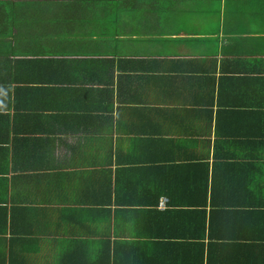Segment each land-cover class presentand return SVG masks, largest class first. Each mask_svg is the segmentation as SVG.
<instances>
[{"label": "crops", "instance_id": "crops-1", "mask_svg": "<svg viewBox=\"0 0 264 264\" xmlns=\"http://www.w3.org/2000/svg\"><path fill=\"white\" fill-rule=\"evenodd\" d=\"M1 72L0 264H264V0H0Z\"/></svg>", "mask_w": 264, "mask_h": 264}, {"label": "trees", "instance_id": "trees-1", "mask_svg": "<svg viewBox=\"0 0 264 264\" xmlns=\"http://www.w3.org/2000/svg\"><path fill=\"white\" fill-rule=\"evenodd\" d=\"M95 22L97 23H108L110 22V18L106 17V18H100V19H96ZM108 40L105 39L104 40V44L107 45ZM17 62L19 63H24L25 60L24 59H17ZM63 75V72H62ZM2 77H4L2 75V72L0 73V81H2ZM7 81V80H6ZM11 88L9 86V82H0V109L5 108V106L9 107L12 105L13 101L10 97V92ZM28 90V91H26ZM14 96H15V101H14V107L15 108H20L23 107L24 108H33V107H38V106H44L46 104L43 103V101L41 100V98L39 97V95H35V93H33V90L28 87V86H22V85H17L15 87V91L13 92ZM4 98H6L7 103H4ZM210 131L206 132V135H210ZM218 134L219 132L216 131ZM2 139V138H1ZM216 154V150L214 151V155ZM194 165V164H193ZM195 170V173L192 175H189V173L185 172L186 167L183 165H177L174 166L173 169L170 168L169 170L175 174V177L178 179L177 182H173L169 186V189L167 190V202H166V207H169L167 205H174V204H181V203H185L188 201H184L182 198L185 197L184 195H190L188 194L186 191L190 190L191 193V197L195 198L197 197V199H200V197L202 196V201H203V207H206L207 205L209 206V208L211 209L213 206H215V199H216V194H215V188H216V182L214 180H212V183L209 182V171H208V166H207V171H206V175L205 174H201V171L198 172L197 168L192 167ZM206 177V178H204ZM180 181H183V183H181ZM199 183H201L202 185L199 186ZM171 188V189H170ZM208 189H209V193H208ZM185 192V193H184ZM209 197V198H208ZM192 203H195L197 201H190ZM186 204V203H185ZM165 207V208H166ZM187 210H181L178 211L179 215L181 213L184 214V212H186ZM203 214H206V211L203 210L202 211ZM203 221V225H202V230H204L205 232V227H206V223H205V218L202 220ZM199 222V221H198ZM200 226V224H198ZM200 255V260L201 263H203V257H204V251L203 249L201 250V252L199 253Z\"/></svg>", "mask_w": 264, "mask_h": 264}, {"label": "rangeland", "instance_id": "rangeland-1", "mask_svg": "<svg viewBox=\"0 0 264 264\" xmlns=\"http://www.w3.org/2000/svg\"><path fill=\"white\" fill-rule=\"evenodd\" d=\"M74 40V42L73 43H59V45L60 44H63L65 47H70V52L71 53H77V51L79 50V42H78V40H76V38L75 39H73Z\"/></svg>", "mask_w": 264, "mask_h": 264}, {"label": "built area", "instance_id": "built-area-1", "mask_svg": "<svg viewBox=\"0 0 264 264\" xmlns=\"http://www.w3.org/2000/svg\"><path fill=\"white\" fill-rule=\"evenodd\" d=\"M166 202H167V198L165 197L161 198L160 203H159L160 207L162 208L166 207Z\"/></svg>", "mask_w": 264, "mask_h": 264}, {"label": "clouds", "instance_id": "clouds-1", "mask_svg": "<svg viewBox=\"0 0 264 264\" xmlns=\"http://www.w3.org/2000/svg\"><path fill=\"white\" fill-rule=\"evenodd\" d=\"M165 208V207H164Z\"/></svg>", "mask_w": 264, "mask_h": 264}]
</instances>
